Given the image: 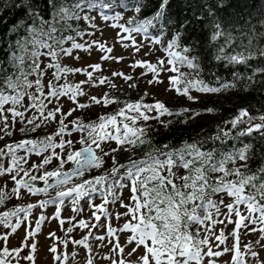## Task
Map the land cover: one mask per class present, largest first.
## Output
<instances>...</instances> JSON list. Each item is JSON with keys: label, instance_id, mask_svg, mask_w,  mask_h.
Wrapping results in <instances>:
<instances>
[{"label": "snow or ice", "instance_id": "obj_1", "mask_svg": "<svg viewBox=\"0 0 264 264\" xmlns=\"http://www.w3.org/2000/svg\"><path fill=\"white\" fill-rule=\"evenodd\" d=\"M84 2L85 0H76L71 7L72 9H81ZM168 3L169 0H162L160 10L156 13L155 17H153V20H159L163 17L164 10ZM88 6L108 7V5L102 4L100 0H88ZM124 6L126 7V5ZM135 11L139 12L140 8L136 7ZM59 14L60 18L63 20L79 19V16L68 7L62 6L59 9ZM104 18L108 19L109 17L105 16ZM111 18L119 20L122 17L117 13ZM153 20L138 22L134 27L130 28L123 25L117 26L121 27L124 32L129 34L132 32H147L148 26L153 23ZM45 23L47 22L45 21ZM129 23L131 24L132 21L130 20ZM215 27L216 32L213 35V39H217L224 34L219 24H216ZM29 30L31 32L37 31L34 28H30ZM56 31L57 29L53 26L50 27L49 32H43L41 30L40 35L46 36L49 40H52L53 44L63 43V41H57L56 37L52 35ZM253 32H255V29H253ZM253 38L255 37L253 36L249 39V44L252 43ZM67 39L72 38L68 37ZM122 39H132V37L129 35L128 37H122ZM179 41L180 33L177 32L165 49L169 57L168 63L172 65V67L167 70L179 72L180 66H187L189 69L198 72L199 65L196 62V58L186 55V53L190 52V49L185 47L182 49V52L173 50L180 46ZM31 43L38 45L40 48L53 49V44H49L46 41L34 38ZM156 43H159V40H157ZM93 44H97L101 51H107L108 53L113 51L112 48H107L103 43L94 41ZM133 45H135L134 39ZM91 47L92 45H88L86 48L84 44L73 42L72 48H61L60 51L65 55H71L72 49L87 50ZM136 50L139 51V47H137ZM220 51L223 53V47ZM31 55L37 58L33 60L31 72L25 73L22 70L24 57L22 55L16 56L15 53H13V58L18 61L15 65L18 69V74H8L0 70V72H3V75L0 76V119H3L6 123L7 117L3 116L4 106L10 103L13 107L9 108L8 111L11 112L13 118L20 117L23 120L25 112L18 111L15 106H23V98L27 95L32 101L29 108L37 109L40 114L39 116L34 115L32 118L27 119V123L32 124V130L35 131L36 128L41 127L45 122L55 120L56 114L61 112V109L57 107L54 110L48 111L47 115H45L44 110L47 107L44 103L45 99L49 97L58 98L60 96H69L70 99L75 101L77 96L84 94L80 84L72 85L65 83L64 85L57 86L53 81H58L64 74L83 71L86 73L88 80L82 81L81 84H86L92 80L93 72H89L87 69H73L67 66L62 67L58 62L50 63L47 67L54 68L55 72L53 74V80L49 81V92L45 95L43 91L44 85L42 83L44 73L40 69L38 62V57L41 53L34 51ZM47 55L56 59L59 52L53 49L49 51ZM260 55L264 56V49H260ZM110 58L112 57L102 56L104 60ZM221 58H226L233 63H246L249 59H252L253 56L252 53L249 52L248 55L238 53L227 57H217V59ZM164 63V60H159L157 64L140 61L137 62L134 67H144L148 72L154 74V80L148 81L149 84L153 82L160 83L162 81L159 80V76L161 71L165 70L163 67ZM89 67H91L93 71H99L101 69L100 64L90 65ZM30 75H36L37 79L35 81L29 80L28 76ZM113 75L122 76L125 81L133 79V77L124 75L123 73H113ZM142 75H144V73H142ZM107 80V77H103L99 79L98 83L103 85ZM170 84L178 95H183L189 100L197 99V97L191 95V90L201 93L221 91V88L210 87L202 79L193 76L191 73L179 72V75L170 77ZM129 86L135 87L136 85ZM234 86V84H224L223 88L227 89ZM33 87L36 89L35 93L27 92V89ZM112 87H115V85L113 84ZM145 95H147V93H145ZM91 101L95 104H101L103 101L105 106L117 102L110 99L107 94H105L102 100L93 96L91 97ZM48 102L51 103V100L48 99ZM89 106L90 105L87 104H78L80 109ZM27 110L28 109L25 111ZM75 110L76 109H70L69 112L64 115H71ZM205 111L211 113L214 109L208 108ZM153 112H155L156 115H149V113ZM189 112H193V110L182 108L174 111L159 100L154 103L137 101L133 103L123 102V106L119 108L116 113L107 116H99L97 120L90 123H84L77 118V120L73 122L76 130L86 132L87 136L79 140L82 147L79 150L67 153L66 159L61 158L60 154L55 152L56 148L63 149L66 144L69 147L73 144L71 140L64 141L62 139L67 130V125H65L64 120H60V127L55 134V136L61 137L58 143L55 142V136L50 135L42 140H24L15 145H7V151L0 149V158L11 154L10 167L4 168V166L0 164V175L16 172V175H13L11 178L17 185V187L12 190V193L17 197L21 189H26L30 194L47 193L49 189L68 184L72 177L83 176L84 172L91 168L102 167L105 164L104 157L119 150L112 148L107 152L104 151L101 145L107 141H115L121 147L124 145L136 147L137 145L150 143V139L147 137V127L138 126L140 121L147 122L152 119L159 121L160 117L165 115L181 116ZM200 114V112H193V115L190 116L189 119L194 118V116H199ZM117 117H121L122 119L118 120ZM256 119H259L261 123H252V121ZM37 120H39L40 123H37ZM161 123L170 122L161 121ZM225 123H230L233 129H236L242 124L246 125V127L239 130L235 137L232 136L231 130L224 131L220 129V132L223 133V138L218 134L211 139L220 140L221 143L224 144L227 142V139L239 140L241 137L251 136L254 132L264 137V115L255 117L250 115L247 109H241L238 115ZM2 131H6V129ZM21 131H23V129H21ZM6 134L10 135L11 133ZM93 145H95V147H93ZM251 147V144L244 143L239 148L233 147L230 151H220L218 149L203 150L204 142L201 141H193L192 143L185 141L179 148L175 149H169L168 145L165 144L160 148H153L139 161H130L129 166L121 165L120 167L125 168L123 173H120L119 168L113 167L110 170V174L96 177L93 180H86L83 183L74 185L66 191H58L57 197L60 198L59 203L63 204V198L75 194L72 201L75 205L83 197L89 196L92 192H96V185H102L111 180L109 188L105 189L104 193H102L104 203L98 206L93 205V207L96 208V212H93V216L99 221L101 216L98 215L97 212L103 213L106 217L109 215L105 205L115 202L118 195L115 189L129 187L130 185L129 191L132 195L129 199L131 203L125 205L121 202V206L125 207L127 211L124 213H117L116 215L118 219L121 216H130V219L119 229L121 232L130 231L132 235L129 237L127 243L132 244L135 242L136 244V247L133 248L132 252L128 253V255H133L140 246L145 248V254L142 257H138V264H203L205 256H221V252L212 250L209 236L213 234L211 232V225L223 223L222 220L218 221L214 219V215L218 216L220 214V206L223 205L228 210L227 217L229 218V222H232L231 216L233 214L238 218L235 221L236 228L233 231L235 243L231 250L225 249V251L234 252L232 264H245L243 259L245 254L242 253L239 248V228L248 227L245 221L253 225L259 224L264 226V164L254 170L249 167L248 161L251 158ZM17 149H25L26 152H34L36 154H41L51 149V154L44 157L42 163L34 167L39 170V168L49 164L53 157L59 160V167L56 170L44 172L39 177L31 175L28 170L22 167L20 161L23 160L26 162V157H17ZM97 149H99L103 155H97ZM165 149L168 150L165 151ZM69 161L72 162L75 167L71 171H64V164ZM113 163L115 164L114 158ZM180 169L184 170V174H179ZM20 172H23L24 176L28 179H17L16 177ZM37 179L42 180L45 187L37 188L30 183V181H35ZM50 180H53V182L50 183ZM124 181L128 183H124ZM218 194H226L231 198V203L224 204L223 199L218 201L214 200L213 197ZM109 195L112 196V200L108 199ZM8 198H10L8 194L0 190V204L4 203ZM56 202V199L44 200L39 202V206L45 207L48 204H55ZM241 205L244 206L247 215L242 214L240 211ZM36 206L37 205L29 204L27 207H16L13 210L6 211L0 214V224L10 227L12 232L15 233L21 226L19 214L24 213L26 218ZM73 210L80 211L78 208H74ZM59 215L60 213L58 210L56 218H59ZM13 217H17V222L15 224L11 223ZM45 219H47V217L41 215L36 222L35 230L27 231L26 235L28 237L35 236L36 233L40 231L41 224ZM59 222L61 225L65 223L63 219ZM193 225L197 226L195 233L192 231ZM79 227L87 228L89 224L81 220L79 221ZM92 227L95 228L97 225H92ZM201 227L209 233V236H205L203 239L199 238ZM251 230L256 231L257 229L253 228ZM259 230L264 232V227H261ZM72 231L73 228L67 229L68 233ZM116 231L117 230L113 229L110 224L107 225V234L109 236H114ZM50 235L55 236V233H50ZM91 235L92 233L90 232L88 236H85L81 240L73 241V243L90 249L88 239ZM0 238L7 240V235ZM95 238L100 241L105 239L104 236ZM215 238L221 243L227 239L223 232ZM61 242L64 243L65 246L67 245L66 240ZM26 246L30 247L31 251L35 253L37 248L35 243ZM205 247L208 249L207 252L204 251ZM248 247L250 251L251 246L249 245ZM116 249H119L121 254L124 252V247L119 244L118 239L113 251ZM21 251L22 249L20 248L9 250L7 247H4L0 249V264H11V261L8 260L10 256L17 258L18 262ZM50 251L56 253L57 248L51 247ZM251 255L256 257L258 254L256 252H251ZM62 256L64 260H67L65 254L57 255L54 258L56 260H61ZM149 257H151V262ZM25 259L35 264L33 255H29L25 257ZM87 264H93V259L89 258ZM113 264H127V262L125 260L119 262L113 260ZM209 264H215V262L210 260Z\"/></svg>", "mask_w": 264, "mask_h": 264}, {"label": "trees", "instance_id": "obj_2", "mask_svg": "<svg viewBox=\"0 0 264 264\" xmlns=\"http://www.w3.org/2000/svg\"><path fill=\"white\" fill-rule=\"evenodd\" d=\"M102 1L106 2L111 10L114 9L113 7L116 4L119 5L118 0H100L101 3ZM75 2L76 0H0V70L8 74H18V69L15 67L18 61L13 58V53L16 56H24L25 49L27 50L30 46L36 34L29 29L39 28L37 24L47 28L48 32L50 27L54 26L57 29L52 35L56 37L57 41H63V43L53 44L52 40L49 43L53 44V49L59 52L58 57L62 54L60 49L67 43L68 37L72 38L69 40H73L86 34V26L91 25L96 20L95 13L87 11L83 6L81 9H72L71 6ZM85 2H88V0H85ZM128 2H131V5L136 3L137 7L140 8L139 12L135 11L132 15L126 17V21L131 20V24H136L145 20H153V17L160 10L162 0H138V2L128 0ZM62 6L70 8L79 16V19H61L59 9ZM128 6L130 5L126 4L125 9L120 11L121 17L125 16L127 11L131 9ZM216 24L220 25L224 34L217 39H213ZM148 27L161 31L165 36L166 43L179 32L180 46L176 50L182 52L185 47L190 49V52L186 55L195 57L199 65L198 72L189 69L187 66H180L179 72L191 73L193 76L202 79L208 86L221 88V91L201 93L191 90V95L197 97L196 100L190 101L186 97H182L183 99L177 98V105H175L168 103L162 96L153 94L151 98H148L149 95H145L146 91L143 88H126L121 91L114 87L108 89L105 94L110 99L117 101L103 106L109 114L116 113L123 106V102L143 101L144 103H154L157 100L164 102L167 107L174 111L181 109V105H185V108L201 114L191 119L189 117L193 115V112L181 116L165 115L160 117L159 121L154 119L146 123L140 121L138 126L147 127V137L150 139V143L137 145L136 147L124 145L118 148L119 150L114 152L112 157H104L105 163L110 158L112 165L107 166L104 164L93 171H90L91 168L83 176L72 177V183L69 182V184L59 186L57 190L66 191L86 180H93L96 177L110 174L113 167L126 165L132 160L139 161L153 148H160L167 144L169 149H175L179 148L185 141L189 143L201 141L204 142L203 150L218 149L220 151H230L233 147L239 148L244 143L251 144L249 167L254 170L264 164V137L259 133L254 132L251 136L241 137L239 140L227 139L224 144L220 140L211 139L218 134L223 138L220 129L224 131L231 130L232 136L235 137L239 130L246 127L242 124L233 129L230 123H225L238 115L241 109H247L249 114L255 117L264 115V71H260L264 70V56L260 55V49H264V35H262L264 34V0H169L163 17L159 20H153V23ZM253 29H255V32H253ZM253 36L255 38L249 44V39ZM222 47L224 49L223 53L220 51ZM249 52L252 53L253 58L246 63H233L226 58L217 59L218 56L227 57L238 53L248 55ZM36 59V57H32L29 65L23 63L22 70L25 73L31 72L33 60ZM40 60L39 55V65ZM63 64L69 67L68 61L63 62ZM3 72H0V76L3 75ZM179 72L174 73L179 75ZM28 79L34 81L30 76H28ZM73 80L72 77L68 76V81L71 84L74 82ZM224 84H234L235 86L224 89ZM31 90L32 88L27 89V92L30 93ZM26 100H29L27 95L23 98V101ZM186 102L189 103L186 104ZM208 108H213L214 111L211 113L205 111ZM149 115H156V113H149ZM94 117H96L95 114L91 113L87 116V119L83 116H80L79 119L84 123H90L97 120ZM161 121L170 123H161ZM32 129L21 127L17 133L9 132L11 134H5L6 136L0 134V149L24 140H42L50 135L55 136L59 127H56L53 132L47 125H42L40 128H36L35 131ZM64 136L73 138L72 146L67 147L71 152L82 147L79 140L86 137L87 133L84 132L81 136L75 132H68L67 135L64 134L62 137L66 141ZM59 141L55 140L57 143ZM167 150L165 149V151ZM97 155L99 154L97 153ZM0 164L3 165L2 160H0ZM67 164L71 163L64 164V171L68 169ZM58 167L59 163L51 169L56 170ZM179 174H184V170L180 169ZM32 175L36 176L38 174L35 172ZM110 184L111 180L102 185L109 187ZM102 185H96V188L99 189ZM213 199L217 201L224 199L223 194H218ZM222 206H220V212ZM16 207L19 206L10 207L6 211L13 210ZM214 219L217 220L216 215H214ZM196 227V225L192 227L194 233ZM214 227L215 224L211 225V231ZM205 236H209V233L201 227L199 238L203 239ZM13 258L15 257L13 256ZM13 258H8V260H13Z\"/></svg>", "mask_w": 264, "mask_h": 264}, {"label": "rangeland", "instance_id": "obj_3", "mask_svg": "<svg viewBox=\"0 0 264 264\" xmlns=\"http://www.w3.org/2000/svg\"><path fill=\"white\" fill-rule=\"evenodd\" d=\"M118 1L119 6L116 4L112 10L110 9L109 5L103 1L102 4L108 5L109 8L99 6L89 7L88 2H84L83 8L87 11H93L95 13L96 20H94L91 25L86 26L87 32L86 34H83L81 38L73 40L68 39L67 43L63 46V49L72 48L73 42L84 44L86 48L88 45H92L90 49H72L71 55H65L61 51L62 54L56 59H53L47 55V53L53 49L40 48L38 45H34L33 43H31L25 51L23 57L24 63H26V65L31 63L33 57L31 54L33 51L41 53L40 69L44 73L42 77V83L44 85L43 91L45 95H47L49 92V81L53 80V74L55 72L54 68L47 67V65L50 63L58 62L63 67V62L68 61L69 68L87 69V71L93 72L92 80L86 84H81L82 81L88 80L86 73L83 71L67 73L62 75L58 81H53V83H55L57 86L64 85L65 83L71 84L68 81V76H70L74 79L72 85L80 84L81 90L84 94L77 96L75 101L70 99L69 96H60L58 98L49 97L48 99L51 100V103L48 102V99H45L44 103L47 105L44 110L45 115H47L48 111L54 110L57 107L61 109V112L56 114L55 120H49L42 124L50 127L52 132L56 129V127H60L59 121L64 120L65 125H67L65 135H67L68 132H75L76 134L82 136L84 131H77L75 124L73 123L76 121L77 117L79 118L80 116H83L87 119V116L91 113L95 114L96 117L94 118H98L102 115H110L103 107V101L101 104H95L91 101V97L95 96L102 100L108 89L113 88V84L115 85L114 88L119 89L120 91L126 88H143L149 95L148 98H151L153 94L156 96H162L165 100H167L168 103L175 105H177V98L185 97L183 95H178L175 89L171 87L170 77L176 75L174 72L167 70L170 69L172 65L168 63L169 57L167 51L165 50L169 42H165L166 40L163 33L151 28H149L151 30H147V32H132L131 34L124 32L123 29L117 25H123L129 28L134 27L135 25H129L128 21H126V17H129L135 12L137 5L136 3L131 5V2H128V0ZM136 1L138 2V0H135V2ZM125 3L130 5L128 7H131V9L127 11V14L123 16L125 18L122 17L119 20L112 19L111 17L115 16L117 13L120 15V11L125 9ZM106 8L109 10H106ZM105 16L109 18L105 19ZM39 25L40 24H37L39 28L36 29L37 31L35 32L36 34L34 35V38L49 43L50 40L46 36L40 35L41 30L43 32H48L47 28L41 27ZM129 35H131L132 39H122V37H128ZM133 39L135 40V45H133ZM157 40H159V43H156ZM94 41L105 44L107 48H112L113 51L111 53H108L107 51H101L97 44H93ZM137 47H139V51L136 50ZM173 50L177 51L176 48ZM102 56H110L112 58L104 60L102 59ZM159 60H164L165 62L163 66L165 70L161 71L159 76V80L162 82H153L152 84H149L148 81L154 80V74L148 72V70L144 67H134V65L140 61H147L157 64ZM95 64L101 65V69L99 71H93V69L89 67L90 65ZM113 73H123L124 75L133 77V79L130 81H125L122 76L113 75ZM142 73H144V75H142ZM30 77L34 81L37 79L36 75H30ZM103 77H107L108 80L105 84L100 85L98 81ZM129 85L136 86L130 87ZM35 92V87H33L30 93ZM31 103L32 101L29 98V100L22 101L23 106H15L18 111L25 112V117L23 120L20 117L13 118L11 112L8 111V109L13 107V105L7 104V106L4 107L3 112V116L7 117V121L5 123V121L1 119L0 134L5 135L9 132L17 133L21 127L32 129L33 125L28 124L27 119L32 118L34 115L39 116L40 114L37 109L29 108ZM188 103L189 102H186V104ZM78 104H87L90 106L80 109ZM182 108H185V105H181V109ZM26 109L28 110L25 111ZM70 109L76 110L73 111L71 115L65 116L64 114L68 113ZM80 112L82 113L80 116H78ZM117 119L119 120L122 118L117 117ZM36 122L40 123L39 120ZM252 123H261V121L256 119L252 121ZM3 129H6V131H2ZM60 139V136L55 137L56 141ZM72 139V137H67L66 141H72ZM67 147L69 148V146L66 144L63 149L56 148L55 152L59 153L61 158L66 159L67 153L70 151L67 149ZM101 147L107 152L112 148L118 149L121 146L115 141H107L103 143ZM4 150L7 151L6 147ZM51 151L52 150L49 149L47 152L36 154L34 152H26L25 149H17L16 155L17 157H26V162L23 160L20 161L22 167L25 170H28L31 175L33 173L35 174L36 172L38 174L36 176L39 177L44 172L53 171L51 168H55L59 163V160L56 157H53L49 164L44 165L43 167L39 168V170L34 167L35 165L41 164L44 157L50 155ZM96 152L99 155H103L99 149H97ZM113 155L114 153H110L109 157H112ZM0 160H2L4 168L10 167L11 154L5 155L4 157L0 158ZM67 163H71L66 165L67 168H71L74 165L70 161ZM129 164L126 166H129ZM105 165H112L110 158L106 161ZM117 168L120 169V173L125 171L122 167ZM95 169L97 168H92L90 171ZM13 175H16L15 171L11 174L0 175V190H3L10 197L6 199L4 203L0 204V214L4 213V211H6L8 208L14 206L27 207L29 204H34L37 206L32 209L31 213L27 215L26 218L24 213L19 214L21 226L15 233L12 232L10 227L0 224V237L7 235V240L0 238V249H3L4 247H7L9 250L14 248L22 249L18 262L17 258H13V256L8 257L10 259L13 258V260H10L11 264H33L32 261L25 259V257L29 255L34 256L35 264H87V260L89 258L93 259V264H113V260L117 262L125 260L127 264H138V257H142L145 254V248L140 246L133 255L129 256L128 253L132 252V249L136 247L135 242L132 244L127 243L132 233L130 231H119V229L123 227L124 223L130 219V216H121L118 219L116 215L117 213H124L127 211L125 207L121 206V202H123L125 205L131 203L129 199L132 195V193L129 191L130 185L129 187L115 189L118 194L115 202L105 205L109 215L106 217L103 213L97 212V214L101 216V219L97 221L93 216V212H96V208L93 207V205L98 206L104 203V197L102 193H104V190L108 189L109 187L102 185V187L97 189L98 192H92L89 196L83 197L75 205L72 203L75 194H73V196L63 198L64 202L63 204H60V198L57 197V192L59 191L57 188L49 189L47 193L38 194H30L26 189H21L19 196L17 197L12 193V190L17 187L15 181H13L11 178ZM16 178L26 179L27 177L24 176L23 172H20ZM124 183L128 182L124 181ZM34 187L37 186L34 185ZM43 187L44 185L37 188ZM223 198L224 204L231 203V198L226 194H223ZM50 199H56L57 202L55 204H48L45 207L39 206L40 201ZM108 199L112 200L113 198L109 195ZM74 208H78L80 211H74ZM58 210L60 215L59 218H56V213ZM240 211L242 214L247 215L243 205H241ZM227 212V208L222 206L221 212L217 216V220H222L223 223H216L214 229L211 231L213 234L209 236L212 250L219 251L222 253V255L219 257L205 256L203 264H209L210 260L214 261L215 264H232L234 252L225 251V249L231 250L233 248L235 243L233 231L236 228L235 221L238 218L233 214L231 216L232 222H229ZM41 215L47 217V219L42 222L40 231L36 233L35 236L28 237L26 232L35 230L36 222ZM61 219L65 221L63 225H61L59 222ZM81 220L86 221L89 224V227H79V221ZM16 222L17 217H13L11 223L15 224ZM109 224L113 229L117 230L114 236H109L107 234V225ZM245 224H248L247 228L242 227L239 229V248L240 251L245 254L243 257L244 262L245 264H264V232L259 230L264 226L259 224L253 225L248 221H245ZM92 225H97V227L93 228ZM68 228H73V231L68 233ZM253 228L257 230L252 231L251 229ZM90 232L92 233L88 239L90 249H86L82 245L73 243V241L81 240L85 236H88ZM221 232H223L224 236L227 238L223 243L216 240L215 238L216 236L220 235ZM50 233H55V236H51ZM98 236H104L105 239L100 241L99 239L95 238ZM117 239L119 244L124 247V252L122 254L119 252V249L113 251V248L117 243ZM63 240L67 241L66 246L61 242ZM33 243L37 245L35 253L31 251L30 247L26 246ZM249 245L251 246L250 251L248 247ZM51 247H56L57 252L52 253L50 251ZM204 251H208L207 247L204 248ZM251 252H256L258 255L253 257ZM61 254H65L67 256V260H64L63 256L61 260H56L54 258L55 256ZM149 260L151 262V257H149Z\"/></svg>", "mask_w": 264, "mask_h": 264}, {"label": "water", "instance_id": "obj_4", "mask_svg": "<svg viewBox=\"0 0 264 264\" xmlns=\"http://www.w3.org/2000/svg\"><path fill=\"white\" fill-rule=\"evenodd\" d=\"M75 167V165H73L69 170L67 171H71L73 168ZM88 171V170H87ZM28 179V178H27ZM25 179V180H27ZM53 181H50V183H52ZM30 183L34 184V185H38V186H41L42 183L39 181V180H35V181H30Z\"/></svg>", "mask_w": 264, "mask_h": 264}]
</instances>
